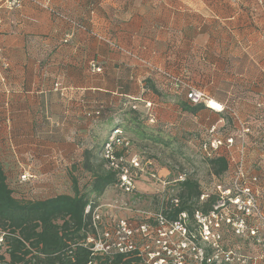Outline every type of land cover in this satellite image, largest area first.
Listing matches in <instances>:
<instances>
[{
	"label": "crops",
	"instance_id": "obj_1",
	"mask_svg": "<svg viewBox=\"0 0 264 264\" xmlns=\"http://www.w3.org/2000/svg\"><path fill=\"white\" fill-rule=\"evenodd\" d=\"M51 5L89 31H75L65 43L67 24L46 10L28 1L14 10L0 3V105L6 117L1 125L10 134L20 129L18 113L24 112L25 128L38 131L41 155L72 160L71 153L81 150L75 143L103 139L129 99L140 107L141 100L150 101L162 129L174 125L181 133L187 116L200 126L206 119L204 129L216 125L208 107L183 112L176 102L184 96L167 92L142 60L184 74L215 103L229 102L250 122L264 113V0H51ZM112 42L139 58L116 51ZM92 61L102 69L95 71ZM97 108L104 110L99 119L87 115ZM48 127L55 129L52 135ZM259 132L264 135V126ZM248 135L245 165L259 179L264 211V149L256 130ZM47 137L57 144L50 151L44 149Z\"/></svg>",
	"mask_w": 264,
	"mask_h": 264
},
{
	"label": "built area",
	"instance_id": "obj_2",
	"mask_svg": "<svg viewBox=\"0 0 264 264\" xmlns=\"http://www.w3.org/2000/svg\"><path fill=\"white\" fill-rule=\"evenodd\" d=\"M69 35H64L65 41ZM109 45L115 46L114 42ZM91 67L95 71L100 70L93 64ZM158 72L165 73L159 68ZM185 86L189 104L204 103L215 112L229 110L237 114L226 102H217V108L209 106L212 99L202 88L191 84ZM144 106L150 108L151 104L144 102ZM148 121H153L151 113ZM214 130L215 126L212 125L206 131L212 134ZM247 132L248 123H243L236 135L209 137L200 143L202 157L224 155L227 162H231L232 168L228 187L221 184L220 174L217 183L200 191V203L213 197L207 209L193 207L189 211L177 210L179 197L164 191L170 182L149 169L151 161H142L140 153L132 149L130 139L120 128H114L100 152L107 165L118 170V180L113 187L130 193L135 189L136 178L147 174L148 178H144V182L151 189L161 188L160 193L157 192L161 201L153 208L131 210L118 202L90 201L84 209V213L89 215L87 229L84 231L85 247L93 256L118 253L133 255L138 264H264V211L258 200L259 179L256 175H250L244 164ZM257 143L264 149V135L258 136ZM27 176L28 173L23 172L20 178L25 180ZM187 178L186 172L178 173L173 183L183 182ZM166 200L170 201V206H166ZM113 209L119 212L117 218L112 215ZM120 210H126L124 212L127 215H123ZM226 232L247 241L248 250L241 251L239 245L230 246L225 238ZM4 236L5 232L0 230V246ZM251 244L257 245L258 249L251 250Z\"/></svg>",
	"mask_w": 264,
	"mask_h": 264
},
{
	"label": "trees",
	"instance_id": "obj_3",
	"mask_svg": "<svg viewBox=\"0 0 264 264\" xmlns=\"http://www.w3.org/2000/svg\"><path fill=\"white\" fill-rule=\"evenodd\" d=\"M11 1H14V3H11ZM25 1L46 10L51 16L67 24L68 30L64 35L70 33V37L75 31H89L83 21L81 22L70 14L64 13L63 10L52 6L51 0L45 4L43 0H0V3L3 4L6 10H14L20 9ZM64 35L62 42L66 43L68 40H64ZM114 44L115 46H112V48L116 51L139 58L132 51L123 50L116 42ZM93 63L95 62L92 61ZM98 67L100 70L102 69L101 66L98 65ZM151 71L159 75L167 92L184 96V99L176 102L183 112L195 113L202 107H206L204 103L189 104L186 99L187 87L185 84L189 85L191 82L184 74L166 68H163L165 73L155 72L153 69ZM150 87L153 93H158L157 89L151 85ZM141 102H143L142 107L131 103L129 99L128 107L120 109L118 111L119 116L109 121L108 130L103 139L91 140L87 144L78 143L82 148L80 153L82 161L78 164L72 158L71 167L67 171V178L70 181L69 192L58 191L54 195L43 196V198L17 197L14 195L13 189L7 184V177L0 162V230L5 232L0 246V264H138L136 257L128 254L93 256L89 249L85 247L83 239L89 216L84 213L86 205L90 201L97 202L104 191L108 187L114 186L118 180V170L110 168L107 161L100 154L103 144L107 141V136L114 128L122 130L127 139H130L132 149L135 151L137 149L136 145L145 150L147 149L145 146L152 149L160 144L167 145L177 138H169L166 133L161 134V125L157 123L154 111L152 114L151 109L144 106V102L147 101L141 100ZM226 103L228 107L235 110L229 102ZM0 106L2 108V104ZM217 112L233 115L232 111L229 110ZM2 113H4V105L0 114L2 117L4 116L5 120L6 117ZM103 113L104 110L97 108L92 112H88L87 115L99 119ZM150 113L153 117L152 122L148 121ZM261 115H264L261 111L254 114L253 123L263 122ZM227 130L226 128V132ZM10 135V130L5 127L3 139H5L6 145H10L7 142ZM228 136H230L229 133L223 134V138ZM235 140L237 141V136H235ZM119 152L121 153L120 150ZM144 152H139L142 161L148 158ZM206 159L210 172L216 176L229 169L224 155ZM150 161L149 169L155 171L160 177L161 174L155 166V160ZM138 179L135 180L136 190L151 193L148 192L149 186L144 180ZM175 185L176 192L174 196L179 197L177 210L187 209L190 211L193 207L206 210L213 201V197H210L204 202H199L201 191L199 184L190 176L183 182L175 183ZM165 192L168 193L167 190ZM169 203L170 201L166 200V206H170Z\"/></svg>",
	"mask_w": 264,
	"mask_h": 264
},
{
	"label": "rangeland",
	"instance_id": "obj_4",
	"mask_svg": "<svg viewBox=\"0 0 264 264\" xmlns=\"http://www.w3.org/2000/svg\"><path fill=\"white\" fill-rule=\"evenodd\" d=\"M44 2H48L49 0H43ZM145 65H147L151 70H155V72L159 69H163L164 67L160 65H154L146 60H142ZM2 91V84L0 82V94ZM1 99V98H0ZM3 99H1L2 101ZM0 107V112H1ZM236 113L237 111L234 110ZM219 113V114H217ZM153 114V112H152ZM214 121L215 130L212 134H209L206 129L210 127L202 128L204 124H207V120L202 121L201 126L187 116L184 121L186 122V126L184 130L178 132L176 130V126L167 125L164 130H161V134L166 133L169 138H175L173 142L168 143L167 145H158L155 148L147 149L140 148V146L136 145V151L142 153L145 151V156L148 157L149 160H155V166L158 169V172L161 174L162 178L169 181L170 184L165 187V191L167 190L170 195H174L176 192L175 182L173 183V179L177 176L178 173L186 172L187 176L193 178L198 182L200 190L204 189V187L211 188L214 183H217L220 179L223 183H221L224 187L229 186V173L231 171L232 165L231 162H228L229 169L222 173V176L218 179V176L214 175L210 172V168L207 165V159L202 157V153L199 150V145L205 138L209 137H222L224 133H229L230 135H236L240 132L241 124L248 123L249 132H247L246 141L249 138V133L252 130L257 131V135L259 136V130L264 126V122L258 121L257 123L250 122L246 120L244 116L239 115L238 113L235 115H229L228 113L222 114L221 112L214 113ZM26 115L24 112L18 113V118H21L23 125L20 129L12 130L11 133V145H6L5 139V127L1 125V114H0V162L2 164L3 170L6 174V181L8 186L13 189V193L17 197H36L43 198V196L54 195L60 192H69L70 191V181L67 178V171H69L71 167V161L74 159L76 163H80L81 160V150L70 151L71 154L75 153V156L72 160H66L63 156L55 157L48 153V156L41 155L40 150V137H36L37 130H33V128H25L27 124L24 122V117ZM226 128L228 129L226 132ZM232 128V129H231ZM207 129V130H208ZM231 129V130H229ZM43 130V129H42ZM45 132L47 135H52L51 132H55L54 128H45ZM165 134V135H166ZM136 139L135 137H133ZM15 139L16 142L13 141ZM165 139V138H164ZM49 144L45 145V150L50 151L51 146L55 148L56 145L51 143V138H46ZM166 141V139H165ZM87 144V140L83 142ZM53 144V145H51ZM72 144V143H71ZM78 144V143H75ZM258 144V143H257ZM80 147V144H78ZM259 146V145H258ZM133 147V146H132ZM234 153V151H232ZM227 154V152L225 153ZM153 158V159H152ZM245 164V163H244ZM57 167V172L47 171L46 168L51 169ZM23 172H27V179L23 180L20 178V175ZM48 172V173H47ZM141 178V180H147V174L143 177H137L136 179ZM145 178V179H144ZM144 183V182H143ZM149 188L148 192L144 193L136 190V188L130 193H124L120 189L115 187H108L100 199L97 201L102 203H114L118 202L124 205L126 209H146L153 208L160 204L161 198L157 196L161 188L155 190ZM154 191V193H153ZM159 192V193H157ZM112 215L114 218L119 216V212L117 209L112 210ZM122 211L123 215H127L126 210ZM225 238L227 243L230 246L239 245V249L248 250V242L243 241L242 238H238L237 236L231 235L229 232L225 233Z\"/></svg>",
	"mask_w": 264,
	"mask_h": 264
},
{
	"label": "bare ground",
	"instance_id": "obj_5",
	"mask_svg": "<svg viewBox=\"0 0 264 264\" xmlns=\"http://www.w3.org/2000/svg\"><path fill=\"white\" fill-rule=\"evenodd\" d=\"M209 106H211V107H213V108H217V107H218V104H217V102L215 103V102L212 100V101H210Z\"/></svg>",
	"mask_w": 264,
	"mask_h": 264
}]
</instances>
